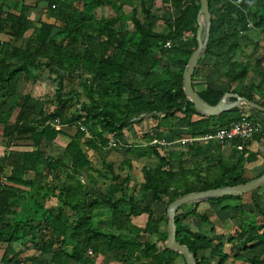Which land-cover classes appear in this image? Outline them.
<instances>
[{
  "label": "trees",
  "instance_id": "16d2710c",
  "mask_svg": "<svg viewBox=\"0 0 264 264\" xmlns=\"http://www.w3.org/2000/svg\"><path fill=\"white\" fill-rule=\"evenodd\" d=\"M160 1L165 6L161 14L153 10L155 0L48 1V14L55 22L38 27L30 52L33 56H28L25 64L40 66L34 64L35 57L46 58L44 65L57 79L56 105L50 111L48 102L42 103L41 121L58 118L64 125L75 127V133L61 157L48 161L50 168L63 167L66 176L56 193L60 205L40 217L47 239L37 250L50 251L46 264H70L72 260L75 264H103L100 258L105 254H111L116 264H175L176 258L182 256L163 246L169 202L184 193L253 178L245 174L244 161L250 141L264 146V113L245 105L217 116H202L195 111L182 91L181 80L196 47L199 0ZM103 5L109 6L111 14H97ZM208 8L209 41L192 75L193 87L209 104H215L224 92H232L264 106V52L250 56L253 51L264 50V42L246 39L253 30L264 34V0H208ZM170 10L176 11L174 18L166 15ZM127 21L131 22V29L124 28ZM159 22L163 24L161 29L156 27ZM26 27L22 23L17 34L22 35ZM247 45L252 46L249 53L243 51ZM197 77L202 85L198 90L194 83ZM145 115L155 121V135H143L144 142L130 144L126 152L136 157L154 156L156 164H144L142 181L130 185L129 175L120 173L122 167L117 166L116 170L113 163L105 162L99 155L105 169L101 174L102 169L91 163L87 149L100 153L105 148H116L124 129L141 122ZM242 118L258 122L261 129L243 143L235 160L225 155L222 144L197 141L181 145L178 150L180 155L188 153L196 159L193 167L175 169L171 159L159 153L161 145L148 144L153 138H165L174 123L186 127V134L197 136ZM44 126L51 128L47 123ZM108 135L113 138L112 146ZM180 135L183 134L170 139ZM37 158L44 160L41 154ZM100 178L108 181L106 188L91 194L87 182L96 187ZM261 188L250 194L261 195ZM12 190L10 185L1 187L0 215L7 211ZM88 197L90 202L86 201ZM147 197L151 202H147ZM240 198L223 196L211 200L221 204ZM157 203L164 205L162 212L154 211L153 204ZM252 204L255 211L244 210L240 203L221 206L233 211L230 218L236 220L237 239L234 235L217 234L210 217L196 211L197 203L189 209L180 206L175 217L176 239L194 253L196 264H264V254L256 251L259 247L264 251V203L252 198ZM101 208L109 210L108 229L92 222L93 213ZM244 211L250 212V218L241 216ZM141 214L146 215L143 225L131 222L132 216ZM189 215L198 217L206 230L192 231L184 224ZM256 216L261 218L259 224ZM35 219L27 216L0 227V240L6 243L4 262L19 264L16 256L36 226ZM226 243L232 255L224 251ZM65 245H71L70 250Z\"/></svg>",
  "mask_w": 264,
  "mask_h": 264
},
{
  "label": "crops",
  "instance_id": "0c3cea01",
  "mask_svg": "<svg viewBox=\"0 0 264 264\" xmlns=\"http://www.w3.org/2000/svg\"><path fill=\"white\" fill-rule=\"evenodd\" d=\"M48 1L0 0V181L5 179L4 184L13 187V198L8 199L7 211L0 215V227L12 220L25 219L27 216L37 217L35 219L37 222L34 223L36 226L27 234L25 240H23L25 243L22 242L23 247L16 256L19 264H46L50 260V251L40 253L37 250L41 242L46 241L43 239H47L43 236L46 231L40 223V216L44 210L55 208L60 204L56 193L65 182L66 171L63 167L57 165L55 169L50 168V162L48 161L52 163L61 157L70 136L75 133L67 125H64L59 130H62L61 133L56 132L52 126L51 128L44 126L46 125V121H41L42 103L48 102L47 105L50 111L55 107L54 91L57 79L54 77V74L49 73L48 68L44 65L47 62L46 58L35 57L34 64L39 63L40 66L25 64L28 56H33L30 52L37 38L36 31H39L38 27L42 23L51 25L55 22V18L48 14ZM102 7L106 10L109 6L103 5ZM103 15L106 14L103 13ZM13 16L15 18L19 16L20 19H15ZM22 23L26 24L27 27L23 30L22 35H18L17 31L22 26ZM246 53L249 52L246 51ZM72 87L74 89L79 88L77 85H72ZM71 108L73 109L74 106ZM177 128L185 129L180 134L187 132L186 127L180 126L177 123L173 124L172 132L178 131ZM135 137L138 138L137 133ZM141 140L139 138L137 142L140 143ZM172 149L178 151L181 148L173 146ZM119 150L121 151L120 153H123V155H120L117 165L122 167L120 173L123 176L128 174L130 185H135L131 182L132 174L129 172L135 168L133 162L136 160L143 161L141 160L142 157L131 155L126 152V149L121 148ZM222 151L231 160H235L240 153V150L235 149V147L223 145ZM103 152H106L104 161L112 163V153H117V151L105 148ZM38 154H41V157L44 159L43 161L37 158ZM87 155L95 167L97 166V161L102 166L99 152L87 149ZM124 158L130 160L131 168H128L127 161ZM122 159L124 160L122 161ZM257 166L259 167L258 171H254ZM244 168L247 175L253 172L252 177H255L264 169V146L260 145L259 142L250 141L248 152L245 156ZM104 170L103 167L101 174ZM87 183V189L90 193L98 194L99 191H104L108 181H98V186L96 187H92L90 181ZM251 192L241 195L239 200H225L221 204L211 199L198 202L196 211L206 213L214 224L216 233L227 236L229 235L230 227L236 229V220L230 218L233 213L231 209L223 210L221 206H233L240 203L244 209L255 211L252 198L264 203V191L258 196L256 194L251 195ZM33 195L37 199H34ZM90 200V197L86 199L87 202H90ZM187 207L188 209L194 208L195 204L193 206L190 203ZM100 210L105 211L104 208L96 211ZM38 211L41 213L39 214ZM66 212L68 211L66 210ZM107 216L101 214L97 218H104L105 226H107ZM145 217V214L132 216L131 222L137 226H141L145 221ZM257 219V224H259L261 218L257 217ZM183 223L192 231H195L191 228V225L195 224L198 227L200 219L189 215L183 220ZM64 247L66 250H70L71 245H65ZM5 248L6 243L0 240V264H13L8 262V260L3 261ZM224 251L230 253L229 244L226 243L224 245ZM256 251L264 254L261 247L256 249ZM103 261L101 259V263L104 264ZM239 262L235 261V264H240ZM69 263L75 264L73 260Z\"/></svg>",
  "mask_w": 264,
  "mask_h": 264
},
{
  "label": "water",
  "instance_id": "95a60500",
  "mask_svg": "<svg viewBox=\"0 0 264 264\" xmlns=\"http://www.w3.org/2000/svg\"><path fill=\"white\" fill-rule=\"evenodd\" d=\"M197 29L195 34L196 47L189 56L182 71L181 86L187 100H189L195 111L202 116H217L220 113L235 107L248 106L264 113V106L249 100L237 93L224 92L215 104H209L202 99L192 85V75L197 66L198 59L205 53L209 41L211 15L208 8V0H199V8L196 14ZM264 185V171L247 181L233 185L218 186L205 190L191 191L175 197L166 207V238L163 246L167 249L178 252L185 264H196L194 253L185 244L176 239L175 217L177 210L184 204L195 203L220 198L223 196H241L245 193L257 190Z\"/></svg>",
  "mask_w": 264,
  "mask_h": 264
},
{
  "label": "rangeland",
  "instance_id": "374dc122",
  "mask_svg": "<svg viewBox=\"0 0 264 264\" xmlns=\"http://www.w3.org/2000/svg\"><path fill=\"white\" fill-rule=\"evenodd\" d=\"M165 6H163L162 4H161V1L160 0H155V5H154V7H153V10L156 12V13H158V14H161V12H162V10H163V8H164ZM111 12H112V10L109 8V7H107V9L106 10H104V8L103 7H101V8H98L97 9V14L99 15V14H106V15H109V14H111ZM163 13V12H162ZM166 15H168L169 17H171V18H174L175 17V15H176V11H174V10H170V12H168V13H166ZM140 17H142L141 15H140ZM117 25H118V23H117ZM117 25H115V26H117ZM123 26H124V28H128V29H131V27H132V24H131V22L130 21H127V22H125V23H123ZM162 26H163V24L161 23V22H159V24H157L156 25V27H157V29H161L162 28ZM246 39H247V42H251L252 40H259V42H260V44L262 43V42H264V34L262 33V32H260V31H255V30H253L252 32H250V34L246 37ZM250 49L252 50V46L251 45H247L246 47H244L243 48V51L246 53V51L247 52H249L250 51ZM264 52V50H260V51H257V52H255L254 53V51L252 52V54H250V56L251 57H254V56H261V54ZM264 54V53H263ZM199 80H200V78H195V81H194V83H195V85H196V89L198 90V89H200L201 87H202V85H199ZM76 86V85H75ZM247 109V108H246ZM71 129L73 130V132H75V127L73 128V127H71ZM70 129V130H71ZM172 129H173V126H172V128H171V130L170 131H167L166 132V135H165V138L166 139H170L171 138V136H173V135H175V134H177V133H182L185 129H180V128H177V130L178 131H176V130H174V131H176V132H172ZM72 130H71V132H72ZM155 131H156V129H155V122H154V120L152 121V119H150L149 118V116H147V115H145L144 117H143V119L141 120V122H139V123H137V124H132L131 126H129V128L128 129H124V136H123V138L121 139V141L119 142V144L116 146V148H113L112 150H115V151H117V153L116 152H114V153H112V156H111V160H112V163H113V165H114V168H116V170H117V165H118V162H119V159H120V155H123V153H120L121 151L119 150V149H126V147H127V145H129V144H133V143H136L137 142V139L139 140V138H142L143 137V135H146V134H149V133H151V134H154L155 135ZM136 133L138 134V138H136L135 137V135H136ZM186 134V133H185ZM108 137L109 138H111V136L110 135H108ZM127 138H128V140H127ZM145 140H148V139H145ZM141 142H144V141H142L141 140ZM179 145V146H178ZM173 146H177V147H181V144H173V145H171V146H162V147H158V150H160L159 151V153L161 154V155H164V156H166V157H169L170 159H171V161H172V163H173V165H174V168L176 169L178 166H184V167H186V168H191V167H193V165H194V161L196 160V159H194L193 158V156L191 155V154H188V153H186V154H184V155H180L179 154V152L178 151H176V150H174V149H172L173 148ZM172 147V148H171ZM108 151V150H107ZM106 151V152H107ZM106 152H101V153H99V155L101 156V157H105V153ZM127 162H130V160L129 159H126V158H124ZM124 159H122V161L124 160ZM96 160H98V159H96ZM141 160H143V161H139V160H136V161H134L133 162V165H134V169L132 170V171H130L129 173H131L132 174V179H131V182L132 183H134V184H136V185H138V184H140V182L142 181V169H141V167L144 165V164H148V165H150V166H154L155 164H156V159H155V157H142L141 158ZM126 162V163H127ZM124 163V162H123ZM128 164V163H127ZM96 167H99L100 166V162L99 161H97V163H96ZM103 166H101V167H99V168H101V169H103L102 168ZM258 166L257 167H255V169H254V171H258ZM247 175V174H246ZM251 175H253V172H251V174L249 173L247 176H251ZM100 181H102L101 180V178H100ZM107 181V180H106ZM262 190L261 191H264V186H262V188H261ZM33 198L34 199H37V197L35 196V195H33ZM147 202H151L150 200H149V197H147ZM40 202V201H39ZM190 204V203H189ZM60 205V204H59ZM185 206L182 208V209H187L188 207H187V205L188 204H184ZM183 206V205H182ZM243 207V206H242ZM105 209V211H96V212H94L93 213V218H92V222H93V224L94 225H96V224H99L102 228H105V229H108L109 227H106L105 225V219L104 218H101V219H99V220H97V216L98 215H101V214H105L106 216L108 215V209L107 208H104ZM153 209H154V211L155 212H157V210L158 211H160V212H162L163 211V209H164V205L163 204H161V203H157V204H153ZM244 209V208H243ZM244 210H246V209H244ZM246 211H248V210H246ZM246 211H244L243 213H242V215L241 216H245L246 215V217H243V218H250L249 217V214H250V212H246ZM39 212V214L41 213L40 211H38ZM33 213V212H32ZM44 213H46V210H44V212H43V214ZM42 215V214H41ZM41 217V216H40ZM212 217H213V215H212ZM75 219V218H74ZM135 221H137V220H135ZM139 224H140V222H138ZM223 224V223H222ZM220 226H222L221 224H220ZM220 226H219V228H220ZM223 226H225V225H223ZM191 228L193 229V230H195V231H198V230H201V231H205L206 230V227H204V226H202V224H201V221H200V224H199V226L197 227V225H191ZM234 230H236V229H234L233 227H230L229 228V232H228V234L229 235H234V237H236V239L238 238V236H237V234L236 233H234ZM159 244H160V242H159ZM226 248H228V246H226ZM202 254V252H199V255H201ZM109 254H105L104 256H103V258H102V260H104L103 262H104V264H116V262H115V260L113 259V257L111 256V254H110V256H108ZM100 261H101V258H100ZM237 262H239V261H237ZM239 263H241V262H239ZM175 264H185V262H184V260L182 259V258H180V257H177L176 258V260H175Z\"/></svg>",
  "mask_w": 264,
  "mask_h": 264
},
{
  "label": "built area",
  "instance_id": "2783aa9c",
  "mask_svg": "<svg viewBox=\"0 0 264 264\" xmlns=\"http://www.w3.org/2000/svg\"><path fill=\"white\" fill-rule=\"evenodd\" d=\"M168 44V43H167ZM51 125L54 129L60 130L64 124L60 122L58 118L51 119L46 122ZM80 129L84 130L83 126H79ZM261 129L258 122L251 119L242 118L241 120L231 122L227 127L219 128L212 132H208L202 135L192 136L190 134H183L177 138L166 139V138H153L148 144H159L161 146H171L173 144H192L193 142H205V141H215L223 146L235 147V149L241 150L243 143L247 140H251L252 136L259 132ZM86 135L89 136L87 131ZM239 141V142H237ZM147 143H144L145 145ZM109 145H114L113 138H109ZM5 179L0 181V190L2 185H4ZM90 252V251H89Z\"/></svg>",
  "mask_w": 264,
  "mask_h": 264
}]
</instances>
